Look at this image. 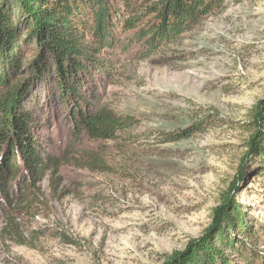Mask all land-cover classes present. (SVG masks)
<instances>
[{"label":"rangeland","instance_id":"374dc122","mask_svg":"<svg viewBox=\"0 0 264 264\" xmlns=\"http://www.w3.org/2000/svg\"><path fill=\"white\" fill-rule=\"evenodd\" d=\"M138 48L117 53L112 78L81 85L88 110L134 119L115 140L73 136L53 80L34 81L24 108L60 164L38 180L29 210L0 205V264H162L209 226L232 183L249 223L264 228L260 161L242 160L264 100V0H225L164 51L140 58ZM202 118L201 131L163 141ZM88 151L109 169L86 166Z\"/></svg>","mask_w":264,"mask_h":264},{"label":"trees","instance_id":"16d2710c","mask_svg":"<svg viewBox=\"0 0 264 264\" xmlns=\"http://www.w3.org/2000/svg\"><path fill=\"white\" fill-rule=\"evenodd\" d=\"M224 5L225 0H0V205L29 210L38 180L60 164L39 143V125L24 108L35 80H53L73 136L115 140L134 119L105 105L88 110L81 85L112 78L117 53L134 43L140 58L164 51ZM206 123L196 119L162 139L180 141ZM249 123L242 160L259 158L264 188V100ZM84 155L89 168L109 169L98 152ZM237 189L232 183L209 226L162 264H264V228L249 223L234 196Z\"/></svg>","mask_w":264,"mask_h":264}]
</instances>
